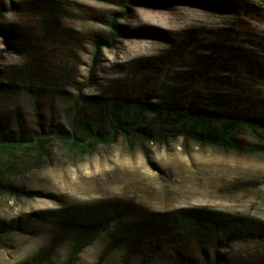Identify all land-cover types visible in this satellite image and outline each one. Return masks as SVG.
<instances>
[{
	"label": "rangeland",
	"instance_id": "obj_1",
	"mask_svg": "<svg viewBox=\"0 0 264 264\" xmlns=\"http://www.w3.org/2000/svg\"><path fill=\"white\" fill-rule=\"evenodd\" d=\"M112 1L0 0V264H161L183 212L241 222L255 237L228 264H264V140L172 137L155 110L110 136L103 112L116 96L264 120V0H128L94 62Z\"/></svg>",
	"mask_w": 264,
	"mask_h": 264
},
{
	"label": "trees",
	"instance_id": "obj_2",
	"mask_svg": "<svg viewBox=\"0 0 264 264\" xmlns=\"http://www.w3.org/2000/svg\"><path fill=\"white\" fill-rule=\"evenodd\" d=\"M123 10L112 14L106 21L108 31L99 34L94 39L97 54L103 47L113 48L122 36L123 31L118 24L119 17H125L128 9V0H113ZM77 100L74 101L76 103ZM156 111L157 115L153 126L168 128L172 137H184L197 143L212 146L225 147L231 145L233 135L240 129H247L255 137L264 140V120L250 119L233 115L228 112H220L211 108H194L191 105L166 104L152 108L148 103L141 101L125 102L119 97H108L103 102V112L108 126L111 129L110 136L115 133H130L139 131L150 111ZM103 216L111 218L119 209L108 207L104 209ZM173 228L174 242L171 244V253L162 254L161 264H228L227 248L234 243H240L255 237L241 222L228 224L226 221L215 218L212 214L202 215L199 212H183L178 215ZM92 229V230H91ZM100 223H96L91 231L100 230ZM141 236L132 234V243H137ZM84 237H76V244L83 241ZM203 240L212 241L211 250L204 248ZM194 242L197 247V256L181 251L183 246ZM155 255H146L142 258V264H149ZM34 264H46L41 259Z\"/></svg>",
	"mask_w": 264,
	"mask_h": 264
}]
</instances>
